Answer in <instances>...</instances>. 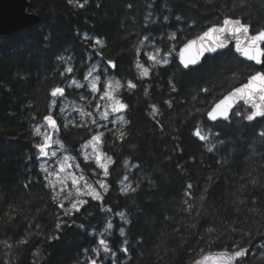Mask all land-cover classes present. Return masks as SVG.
I'll use <instances>...</instances> for the list:
<instances>
[{
	"label": "trees",
	"instance_id": "1",
	"mask_svg": "<svg viewBox=\"0 0 264 264\" xmlns=\"http://www.w3.org/2000/svg\"><path fill=\"white\" fill-rule=\"evenodd\" d=\"M29 2L40 23L0 38V264H190L207 251L245 247L238 264H264V118L246 120L242 104L225 121L206 118L217 100L264 68L242 61L232 45L194 68H182L176 56L225 17L250 24L252 33L264 29V0H88L83 8ZM147 45L168 62H151L141 78L137 63ZM93 49L115 63L120 80L136 84L120 95L125 122L102 129L112 158L103 206L128 221L112 218L106 236L109 215L97 202L63 216L36 149L35 126L49 114L51 90L69 79L67 66L81 76L97 57ZM88 123L65 127L70 147L92 135ZM196 127L208 140L193 134ZM129 184L135 191L123 193ZM58 218L67 222L59 232ZM101 238L111 252L100 249Z\"/></svg>",
	"mask_w": 264,
	"mask_h": 264
},
{
	"label": "snow or ice",
	"instance_id": "2",
	"mask_svg": "<svg viewBox=\"0 0 264 264\" xmlns=\"http://www.w3.org/2000/svg\"><path fill=\"white\" fill-rule=\"evenodd\" d=\"M68 2L70 4L75 2L76 6L83 8L88 0H84V3H79L78 0H68ZM250 30L251 25L242 22L240 19L225 18L221 24L209 27L202 35L185 43L179 51L180 62L185 69H188L190 66H195L200 62V59L205 52H216L217 49L227 47L229 39L231 38L235 41L236 52L240 53L247 60L253 61L255 64L261 65L262 68H264V47H261V44L264 43V29H260L255 34H250ZM84 39L90 40L91 38L85 35ZM145 39H147V37H145ZM169 39L175 40V33L171 34ZM95 44L100 48L104 47L100 40H95ZM173 50L175 49L173 48ZM93 51L96 56L103 57L102 51H96L95 49H93ZM156 51L157 53L159 52V50ZM148 59L153 62V67L157 64H166L168 62L167 59H158L157 55H149ZM107 64L113 68L116 66L113 61H107ZM137 68L141 70V77L149 75L150 68L145 67L140 63H137ZM72 71L73 68L71 67L66 69L67 73H71ZM94 71H96L95 67L88 72V76H86L85 79L92 76ZM73 83L76 82L73 81ZM98 84L99 75L93 77L91 90L92 92H100L103 89L100 99H107L111 102L108 107L111 108L112 112H120L127 108V105L122 103L116 96V92L122 87L119 81H109L105 85L99 87ZM76 86L84 87V85L80 84H77ZM127 87L133 89L136 87V84L132 81H128ZM204 91H208V89H204ZM50 95L54 98L51 102V106L55 107L57 98L65 95V89L59 86L55 87L51 90ZM238 100L249 105V114L244 117L246 120L253 121L257 117L264 118V70L255 71L248 76L246 83L233 89L227 95L215 102L211 107V110L207 112L209 119L215 121L218 117H223V119L227 120L229 118L230 110ZM167 103L169 104V107H171V102L169 101ZM158 111L159 110L153 106V115L157 114ZM86 115L90 116L91 113H86ZM108 115L109 113L107 111L103 112L101 114V119H108ZM236 115H241V113L237 112ZM43 119L46 121L44 126L46 130L41 132L40 127L35 128L36 135L43 137L42 143L36 145L39 149L38 159L40 157H49L50 155L51 157H55L56 152L52 151L49 153V149L53 143H59V141H54L52 135L47 131L48 128L53 131H59L56 119L51 114L45 116ZM92 123L96 124L97 121L93 119ZM65 127H67V125H65ZM193 134L200 140L206 141L209 138L200 127H196ZM260 135L264 136V132L260 133ZM123 136L124 133L121 132L118 138L122 139ZM102 137V132L94 135L89 141H87L84 148H92L93 153H95L94 160L96 165L99 169H102V175L106 178L109 175V164L112 163V158L107 156L106 153H103L99 148V145L102 143ZM61 147H63L62 144ZM209 151H211V148ZM72 159L74 158L65 156L63 160L58 162L59 173L49 172L46 167L43 165L41 166L42 171L46 173L45 179H48L49 176H57L56 182L49 181L48 186L53 191V201L57 202L58 206L63 209V216L72 217L77 213H80L82 210L86 211L87 206L89 205V200L96 201L100 205L102 211L111 212V208L103 206L104 194L107 193L109 189L106 179H95L90 182V177L84 174V171L83 169H80L79 164L73 165L72 163H69ZM89 159H93V157L85 155V160ZM73 168L79 169V172L69 171ZM60 173H63L64 175L61 176ZM92 175L96 176L99 174L94 172ZM125 179H127V177H125ZM188 187L191 188V185H188ZM121 191L123 193H128L129 191H135V189L129 184L123 186ZM65 202H67V207L65 206ZM118 215L121 220L128 222L124 212H119ZM66 223L67 222L62 218H58L56 230L58 232L62 230V227ZM112 226L113 225L109 220L105 227V232L110 230ZM80 227H83V225H80ZM124 234V229L121 228L120 235L123 236ZM51 239H59V237L53 236ZM125 243H127V241H125ZM99 246L103 252H111L109 242L106 239L101 238L99 240ZM94 251L99 255V249H94ZM122 251L127 252V248H123ZM247 251V249H240L234 253H229L227 251L221 252L217 254L216 260L218 264H232L234 260H238L247 255ZM210 259H212L211 256H203L200 260L193 261V264H206ZM91 264H97V260L92 259Z\"/></svg>",
	"mask_w": 264,
	"mask_h": 264
},
{
	"label": "rangeland",
	"instance_id": "3",
	"mask_svg": "<svg viewBox=\"0 0 264 264\" xmlns=\"http://www.w3.org/2000/svg\"><path fill=\"white\" fill-rule=\"evenodd\" d=\"M93 42H95V40ZM153 54L156 55L154 50L151 48V45H147L145 47L144 60H142L145 67L150 68V64L152 61L148 59V56L153 55ZM177 54H178V50L176 51V56ZM65 61H67V65L70 63L69 59H65ZM97 65L98 64L96 60L91 62L88 68L84 69L81 72V76H79V72H80L79 69L75 71L73 70L71 73H67L66 69L69 68V66H67V68L64 71L65 74L69 76V79L68 77H66L67 80L65 81V84L62 85V88L65 89V95L63 97L57 98V103L55 106L58 107V115L56 116L60 118V123L63 127L65 125H70V124H75V123L81 124V122H84L85 120L89 121L88 124L89 126H91L90 130L95 129L94 131L95 133L93 132L94 134L92 133L91 136H88V138L85 141H82L81 143H79L77 147L72 148L65 142L64 139L60 137V131L57 132L53 140L59 141V143H53L51 149L49 150V153H51L52 151H55L56 156L51 157L50 155L44 160L38 159L40 162V166L43 165L44 167L48 169L49 172L59 173V163L58 162L63 160L65 156H68V157L74 158L70 160L69 163H72L73 165L79 164L80 169H83L84 174L90 177V182L95 179H107L108 177L107 176L106 178H104L102 175V169H99L97 167L96 162L94 160L95 153H93L92 148L91 147L84 148V145L94 135H97L101 132L103 133L102 129L104 127L108 126L109 124H117V123L122 122L125 115H124V110L120 112H112L111 108L108 107V105L111 102L108 101L107 99H104V100L100 99V96L103 93V89L100 92H92L91 82L93 80V77L97 75H99L98 87L101 85H105L109 81H112V82L119 81V79L114 74L109 72L107 67H100ZM94 67L96 68V71L93 72L92 76L85 79V77L88 76V72ZM139 72H141L140 69H139ZM73 81H75L76 83H73ZM119 82L122 85V87L118 89V91L116 92V96L121 101L120 94L122 93L123 86L125 85L127 86V84H125L122 81H119ZM77 84L84 85V87H77L76 86ZM86 92H89V95H85ZM105 111L109 113L108 119L106 120L101 119V114ZM52 113L53 111L51 112V115H53ZM86 113H91V115L90 116L86 115ZM93 119L97 121L96 124L92 123ZM44 126H45L44 123H40L39 125L35 126V128L40 127L41 132H44L46 130ZM47 131L49 132V129H47ZM38 137H40L39 143H42L43 137L42 136H38ZM101 139H103V137ZM61 144L63 145V147H61ZM99 148L103 153H105L103 151V142L99 145ZM37 154L39 153L37 152ZM85 155H88L89 157H93V159L85 160ZM111 164L112 163L109 164V167ZM69 171L79 172V169L73 168V169H70ZM94 172L98 173L99 175H96V176L92 175V173ZM43 173L46 176V173L44 171ZM60 175L62 176L64 174L60 173ZM56 180H57V176L55 175L49 176L47 179L48 183L49 181L56 182ZM93 202H96V201H93ZM65 206L67 207V202H65ZM108 215H109V220H111L112 218H117L118 223H120L121 218L118 214L116 215L113 212H108ZM109 233L110 231H107V232L104 231L105 236L108 235Z\"/></svg>",
	"mask_w": 264,
	"mask_h": 264
},
{
	"label": "water",
	"instance_id": "4",
	"mask_svg": "<svg viewBox=\"0 0 264 264\" xmlns=\"http://www.w3.org/2000/svg\"><path fill=\"white\" fill-rule=\"evenodd\" d=\"M29 0H0V38L1 37H7V36H11V35H14L16 34L17 32H20L22 30H26V29H30V28H33L35 27L36 25H38L41 21V18L40 16L37 14V13H34V12H29L28 11V8H29ZM225 18H232V17H225ZM224 18V19H225ZM232 19H239V18H232ZM241 20V19H240ZM223 21V20H222ZM242 21V20H241ZM243 22V21H242ZM222 23V22H221ZM220 23V24H221ZM219 25V24H218ZM211 27V26H210ZM209 28V27H208ZM207 28V29H208ZM206 29V30H207ZM204 30V31H206ZM203 31V32H204ZM203 32L199 35H202ZM250 34H255V33H252L251 30H250ZM198 35V36H199ZM197 37V36H196ZM196 37H193L191 39H188L185 43H187L189 40H193L195 39ZM184 43V44H185ZM182 44L179 48H178V54H177V61H178V64L182 67L183 65L181 64L180 62V58H179V51L180 49L183 47ZM229 45H232L233 47V50L234 52L239 56V58L246 62V63H252L254 64L255 66L257 67H260L261 65H257L255 64V62L253 61H249L247 60L245 57H243L240 53L236 52L235 51V41L232 40L231 38L229 39V42H228V46ZM227 46V47H228ZM225 47V48H227ZM261 47H262V44H261ZM225 48H220V49H217L216 52H205L204 55L201 57L200 59V62L195 65V66H190L189 68H194V67H197L199 65L202 64L203 60L206 58V57H211V56H214L215 54L217 53H220L222 52ZM110 68H113L109 65ZM247 81V80H246ZM246 83V82H244ZM242 85V84H241ZM241 85L235 87V88H238L240 87ZM233 88V89H235ZM233 89H231L230 91H232ZM229 91V92H230ZM229 92H227L225 95H227ZM224 95V96H225ZM223 97V96H222ZM221 97V98H222ZM220 98V99H221ZM218 101V100H217ZM216 101V102H217ZM239 104H242L244 107L248 108L249 109V105L245 104L243 101H240L238 100L235 105L233 106V108L230 110L229 112V117L231 115V113L233 112V110L239 105ZM213 106V105H212ZM211 110V108H210ZM209 110V111H210ZM206 118L208 120V122L210 123H215V122H218V121H225V119H223V117H218L217 120L213 121L211 119H209L208 115H206ZM256 119H262L261 117H257ZM44 124H46V121H44ZM58 124V123H57ZM49 129V133L52 135V139H53V135L56 131H53L52 129L48 128ZM52 147V145H51ZM51 149V148H50ZM49 149V150H50ZM37 151L39 153V149L37 148ZM39 155V154H38ZM47 157H40L39 159L41 160H44L46 159ZM240 249H247V254L249 252V248L248 247H245V248H240ZM240 249H234V250H227V249H221V250H211V251H207L205 253H203L201 256H199L198 258H196L195 260H200L203 256H211L212 259L208 260L206 262V264H218L217 260H216V256L217 254L221 253V252H229V253H234L236 251H239ZM247 257V255H245L244 257L242 258H239L238 260H234L232 262V264H238L241 260H244L245 258ZM193 260V261H195ZM193 261L190 263V264H193Z\"/></svg>",
	"mask_w": 264,
	"mask_h": 264
},
{
	"label": "flooded vegetation",
	"instance_id": "5",
	"mask_svg": "<svg viewBox=\"0 0 264 264\" xmlns=\"http://www.w3.org/2000/svg\"><path fill=\"white\" fill-rule=\"evenodd\" d=\"M96 40V39H95ZM95 43V42H94ZM96 60V62H97V66H100V67H107L108 68V70H109V72L110 73H112V74H114L115 75V68H110L109 67V65L107 64V61L105 62V61H103V59L100 57V56H97V57H95V56H93V57H91L90 59H89V62H88V64H86L85 66H84V68H88V66L90 65V63L91 62H93V61H95ZM116 76V75H115ZM117 77V76H116ZM118 78V77H117ZM119 79V78H118ZM119 81H122V82H124L123 80H120L119 79ZM125 84H126V82H125ZM126 88L127 89H129L126 85L125 86H123V90H125V92H127V90H126ZM123 90H122V92H123ZM121 95V94H120ZM53 111V117L56 119V121H57V123H58V126H59V131H60V137L63 139V137H62V132L64 131V129H65V126L63 127L62 125H61V123H60V118H58L56 115H58V107L57 106H55V107H52L51 106V109H50V111H49V114H51V112ZM48 114V115H49ZM124 115H125V110H124ZM125 117L126 116H124V119H125ZM124 119H123V121L122 122H125L124 121ZM41 123H44V119H43V121L41 122ZM78 125V123H75L74 125ZM67 126H69V125H67ZM59 131H56L55 133H54V135H53V139H54V136H55V134L57 133V132H59ZM95 131V130H94ZM40 138V137H39ZM39 144V143H38ZM53 145V144H52ZM36 149H37V147H36ZM38 152V151H37Z\"/></svg>",
	"mask_w": 264,
	"mask_h": 264
}]
</instances>
